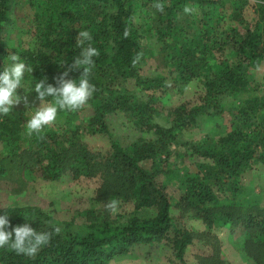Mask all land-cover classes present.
<instances>
[{
    "label": "trees",
    "instance_id": "1",
    "mask_svg": "<svg viewBox=\"0 0 264 264\" xmlns=\"http://www.w3.org/2000/svg\"><path fill=\"white\" fill-rule=\"evenodd\" d=\"M255 1L253 22L242 17L248 0H238L230 16L236 26L216 39L210 31L222 0H27L30 24L18 28L15 45H7L1 33L12 22L13 0H0V62L12 51L30 65L31 77L25 75L29 91L44 78L55 86L54 78L68 70L79 53L77 33L89 31L92 40L84 46L91 43L99 55L93 58L89 76L95 91L86 105L93 110L86 131L106 135L110 142L109 152L102 156L80 142L73 121L85 106L59 112L54 123L29 137L22 132V114L13 109L0 115V143L9 148L8 154L0 153V176L14 169L36 171L51 181L64 175L99 177L97 202L133 205L129 214L116 220L93 208L81 211L80 223L56 220L37 206L0 208V213L11 215L13 226L26 219L33 228L52 233L35 256L0 248V264H108L135 255L140 248L147 251L146 258L152 251L168 250L173 255L168 264H182L195 233L172 217L173 206L182 216L190 215L205 225L198 236L211 235L212 227L240 228L239 253L252 264H264V207L239 201L243 174L254 164H264V94L247 95L253 90L250 74L264 61V0ZM147 2L155 7L162 4L163 11L146 9ZM185 6L194 11L186 14ZM142 12L147 19L164 23L156 35L165 44L164 58L177 87L182 89L198 77L203 89L197 103L173 107L166 125L155 121L159 112L154 106L155 91L167 88L165 79L140 73L144 48L150 44ZM189 17L197 18L190 34ZM79 75L69 71L73 79ZM230 96L241 98L232 113V128L200 141L185 137V131L200 127L204 119L220 115ZM113 113H122L142 134L121 144L108 129L106 118ZM186 156L199 159L194 171L185 166ZM159 175L164 177L160 183ZM169 184L179 190L175 203L165 191ZM149 208L154 212L140 213ZM56 227L59 233L54 232ZM214 238H210L211 253L199 258V264H225Z\"/></svg>",
    "mask_w": 264,
    "mask_h": 264
},
{
    "label": "rangeland",
    "instance_id": "2",
    "mask_svg": "<svg viewBox=\"0 0 264 264\" xmlns=\"http://www.w3.org/2000/svg\"><path fill=\"white\" fill-rule=\"evenodd\" d=\"M221 1V0H220ZM224 5L218 8L217 13L214 15L212 21V28L210 33L216 39L222 35L224 30L236 26V20L232 19L231 12L233 5L238 3V0H222ZM240 4V3H238ZM256 6L255 0H248L242 8V17L247 22L254 20V8ZM11 10L12 22L3 31L2 38L7 45H15L18 40V28H25L30 24L32 10L29 7L27 0H13ZM146 9H156V7L147 2ZM144 8V9H145ZM145 9V10H146ZM144 16V30L147 42L150 44L144 48V60L140 67V73L144 76L160 75L164 77L167 88L163 91H155L157 101L155 107L159 112L155 116V121L159 124L166 125L170 120V111L173 107L181 103H197L199 97L202 95V87L198 77H194L182 89L178 88L175 84V74L171 72V66L168 67L166 62L165 44L163 40L157 37L158 30L163 31L164 23L155 21V19H147ZM218 16V17H216ZM216 17V18H215ZM142 18V17H141ZM135 23L140 24L139 20L135 18ZM140 19V18H139ZM197 18L189 17L188 23L193 25L192 28L186 29L189 34L193 32L196 27L195 21ZM171 41V40H170ZM168 41V43L170 42ZM250 82L252 83V92L247 95L261 96L264 94V61L254 69L250 74ZM129 89L130 85H124ZM21 97H27V104L23 101L14 106L17 112H20L24 118L22 132L29 137L24 125L28 119V112L33 107H38L40 101L31 92L24 83L23 88L18 90ZM151 93V92H150ZM245 96V95H244ZM241 97V96H240ZM241 98L236 99L233 96L226 97L224 100V109L218 116L210 119H204L201 126L191 131H185V137L193 140L200 141L207 135H214L217 137L219 132H226L232 128V113L235 107L239 104ZM93 110L90 106H85L79 111L78 115L74 117L73 124L78 126V138L82 144L93 154L105 155L110 150V142L106 135L99 133H89L86 131V126ZM108 129L113 138L118 139L121 144H127L135 140L139 134L135 126L127 120L122 113H113L107 115L106 118ZM72 124V125H73ZM25 142V141H24ZM23 144V143H21ZM9 148L3 142L0 143V153L2 155L8 154ZM198 158L186 156L184 159L185 166L194 171ZM164 179L162 175L158 176L160 183ZM99 177L87 178L80 177L78 179H71L68 175L62 176L59 180L51 181L43 179L39 172L31 174L25 171L8 170L7 173L0 176V208L8 206L10 197H14L17 206H37L49 213L51 217L59 221H75L80 223L84 218L81 211L95 209L101 216H108L110 219L116 220L129 214L133 205L131 203L119 202L113 210L107 203L97 202V189L100 185ZM242 191L239 196V201L242 205H257L264 207V164H254L250 170L243 174L241 180ZM167 194L170 196V201L175 203L177 200V188L169 184L166 186ZM110 209V211H109ZM171 215L178 218L179 223L184 225L190 231L195 233L193 241L186 248L184 254V262L182 264H199L198 259L208 255L212 251L211 239L217 238L219 241L220 257L225 264H252L250 261L239 253L236 247V241L240 239V228L231 230L227 227H212L210 234L198 236L205 232V225L198 219L190 215L182 216L179 208L176 206L171 207ZM154 212V208L141 210V214H150ZM214 236V237H213ZM147 251L143 248L138 249L135 255L124 256L111 260L108 264H168L173 260V255L168 250H164L159 254L158 252H151L149 258H146ZM145 255V256H144Z\"/></svg>",
    "mask_w": 264,
    "mask_h": 264
},
{
    "label": "clouds",
    "instance_id": "3",
    "mask_svg": "<svg viewBox=\"0 0 264 264\" xmlns=\"http://www.w3.org/2000/svg\"><path fill=\"white\" fill-rule=\"evenodd\" d=\"M156 8L163 11L162 4H156ZM191 7L185 6L186 14L192 13ZM92 37L87 30L79 31L75 37V46L79 48V53L73 58L68 70L55 77V86L47 82V78L40 79L34 83L31 91L37 94L40 101L38 107H33L28 112V119L24 125L28 136L39 134L43 129L50 126L58 118L59 112H75L86 106L92 98L95 86L90 83V73L94 66V57L99 55L97 48L91 43L87 46L85 42H90ZM33 68L16 53L9 51L8 55L0 62V115H7L14 106L22 101L27 104V97H21L18 90L23 88ZM69 71L80 73L77 79L69 76ZM29 77L25 79V75ZM52 98L46 102L47 98ZM116 201H112L109 207L115 210ZM16 201L10 197L8 207L15 208ZM11 215L0 213V248H7L16 254L35 256L43 246L50 242L52 233L49 231H39L31 226L25 218V223L13 226L10 221ZM55 233L60 232V228H54Z\"/></svg>",
    "mask_w": 264,
    "mask_h": 264
}]
</instances>
